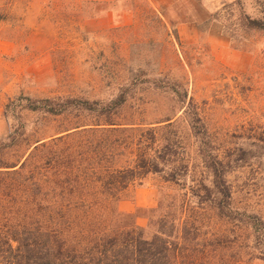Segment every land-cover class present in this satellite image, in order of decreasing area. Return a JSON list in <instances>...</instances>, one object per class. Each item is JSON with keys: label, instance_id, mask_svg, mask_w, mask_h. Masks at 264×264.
<instances>
[{"label": "rangeland", "instance_id": "1", "mask_svg": "<svg viewBox=\"0 0 264 264\" xmlns=\"http://www.w3.org/2000/svg\"><path fill=\"white\" fill-rule=\"evenodd\" d=\"M3 17L0 143L97 122L29 113L20 109L25 99L106 104L122 94L113 120L131 125L118 143H148L151 130L175 167L189 166L179 183L193 194L148 175L120 210L142 228L163 216L195 227L173 264H264V145L254 139L264 128V31L242 21H264V0H0ZM186 110L205 134L192 136ZM19 144L3 159L14 161ZM212 167L224 174L229 201L216 194Z\"/></svg>", "mask_w": 264, "mask_h": 264}, {"label": "trees", "instance_id": "2", "mask_svg": "<svg viewBox=\"0 0 264 264\" xmlns=\"http://www.w3.org/2000/svg\"><path fill=\"white\" fill-rule=\"evenodd\" d=\"M242 21L250 30L264 31V21ZM24 101L20 109L29 113L50 118L74 113L75 119L86 113L97 122L92 129L78 130L84 125L75 120L52 135L21 140L24 149L11 162L3 154L20 145L19 135L0 143V264H173L176 252L185 248L188 229L195 227L163 216L142 228L119 205L148 175L193 194L184 181L179 183L189 166L175 167L169 145L156 146L151 130L146 131L148 143H118L115 135L131 125L113 120L125 104L122 94L106 104L67 98ZM184 114L194 138L205 134L200 116L189 110ZM256 130L261 133L254 139L264 145V128ZM210 171L216 194L229 201L224 174L215 167Z\"/></svg>", "mask_w": 264, "mask_h": 264}]
</instances>
